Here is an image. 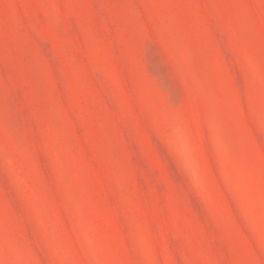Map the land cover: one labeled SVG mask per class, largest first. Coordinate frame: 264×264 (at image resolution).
Masks as SVG:
<instances>
[{
	"label": "rangeland",
	"instance_id": "rangeland-1",
	"mask_svg": "<svg viewBox=\"0 0 264 264\" xmlns=\"http://www.w3.org/2000/svg\"><path fill=\"white\" fill-rule=\"evenodd\" d=\"M165 105L207 198L155 146ZM0 264H264V0H0Z\"/></svg>",
	"mask_w": 264,
	"mask_h": 264
},
{
	"label": "clouds",
	"instance_id": "clouds-1",
	"mask_svg": "<svg viewBox=\"0 0 264 264\" xmlns=\"http://www.w3.org/2000/svg\"><path fill=\"white\" fill-rule=\"evenodd\" d=\"M172 108L163 106L159 115L151 120L153 141L170 176L179 177L177 187L193 199L207 198L209 185L198 147L185 119ZM205 135L210 149L220 154L227 150L224 126L214 109L207 114Z\"/></svg>",
	"mask_w": 264,
	"mask_h": 264
}]
</instances>
